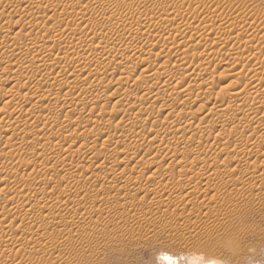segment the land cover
Listing matches in <instances>:
<instances>
[{"label":"bare ground","instance_id":"obj_1","mask_svg":"<svg viewBox=\"0 0 264 264\" xmlns=\"http://www.w3.org/2000/svg\"><path fill=\"white\" fill-rule=\"evenodd\" d=\"M149 1L80 0V6L88 3L80 15L92 22L89 30L45 25L33 35L27 34L33 19L57 14L53 0H0V50L8 53L0 59V103L10 104L0 109V177L2 191L8 189L11 195L0 194L3 214L30 206L27 219L36 223L64 208L74 229L92 224L93 214L84 212V206L132 203L133 193L160 207L172 200L187 205L206 195L195 188L186 194L154 191L151 187L158 188L162 179L131 175L127 166L147 172L163 163L166 170L176 166L184 172L190 168L184 155L199 152L204 157H193L202 165L197 179L208 182L222 177V164H217L222 154L249 161L264 153V28L245 25L247 10L235 15L214 8L213 0L164 7ZM6 10L10 18L25 20L24 25H9ZM155 16L162 21L150 23ZM40 38L46 46L39 44ZM216 54L223 59L213 63ZM217 74L224 81L211 94ZM109 99L114 109L105 117L100 112ZM195 114L200 116L197 123L192 121ZM153 115H161L165 123L145 134L141 122ZM111 125H116L115 132ZM241 128L255 137L238 142ZM213 131V142H203ZM25 138L32 145L23 147ZM96 138L103 140L100 149ZM82 141L91 142L84 148ZM74 151L88 165H65ZM18 174L23 181L11 185ZM55 179L69 180L64 198L51 186ZM143 181L150 186L144 187ZM246 183L253 188L254 177ZM86 186L95 187L97 194L77 199ZM0 233L13 235L5 225ZM191 263L197 264L193 259Z\"/></svg>","mask_w":264,"mask_h":264},{"label":"rangeland","instance_id":"obj_2","mask_svg":"<svg viewBox=\"0 0 264 264\" xmlns=\"http://www.w3.org/2000/svg\"><path fill=\"white\" fill-rule=\"evenodd\" d=\"M79 1L53 0L57 14L33 19V25L27 34L36 35L45 25L58 27L63 24L79 31L89 30L92 22H84L80 15L88 3L80 6ZM183 1L186 0H150L149 4L164 7ZM210 1L212 0L207 1L208 4ZM213 1L214 8L219 7L229 13L234 12L235 15L237 11H243L245 14L247 10L245 25L249 27L252 24L256 28H264V0ZM24 5L27 6L28 3ZM43 6L42 3L41 10ZM128 12L133 15L132 10ZM8 14V10L3 13L10 20L9 25L15 22L19 26L24 25L25 20L20 17L10 18ZM165 16L166 14L163 17ZM163 17L155 16L150 23L160 22ZM0 25H3V22L0 21ZM39 40L41 46H46L41 38ZM47 49L53 50L52 46H47ZM0 51V59H4L8 53ZM258 55L261 56L260 53ZM222 59V54H216L213 63ZM174 70L175 68H169V72ZM8 74L11 75L12 71ZM215 76L209 89L211 94H215L218 86L224 81L218 74ZM70 98L68 96L69 100ZM104 102L108 100L104 99ZM113 102L109 99V106H105L100 112L102 116L111 115ZM1 108L9 109L10 104L0 103ZM160 113L166 115L167 112L162 110ZM161 115L150 116L141 122L145 126V134L152 129L163 127L165 122ZM199 117L195 114L192 121L197 123ZM110 127L112 132L117 130L116 125ZM249 130L240 129L237 134L238 142L255 137ZM85 131L88 133L90 130L87 128ZM215 133L213 131L211 136L204 137L202 141L213 142ZM29 141L25 138L23 147L32 145ZM102 141L101 138L94 140L99 149ZM90 142L82 141L79 145L86 148ZM147 151L150 153L152 149ZM168 151H173V148ZM194 156L204 157L199 152L193 156L184 155L190 161V168L184 172H180L176 166L166 170L163 163L162 166L156 164L149 167L147 172L134 171L130 166H127V171L131 175L143 176L144 179H162V185L158 188L151 187L154 191L176 190L186 194L191 188H195L206 195L205 200L191 201L187 205L172 200V204L160 207L150 198H141L133 193L130 195L133 197L132 203L101 201L93 206H84V212L93 214V220L90 221L92 224L74 229L68 217L69 212L64 208L53 211L36 223L27 219L26 214L31 212L27 210L30 206L15 214H3L0 211V225L8 226L13 232L12 236L0 233V261L9 260L16 264H192L193 259L197 264H206L207 261H212V264H264V153L260 151L256 159L249 161L235 157L234 153L222 154L217 163L222 164L218 169L222 177L208 182H200L197 179L202 165L200 161L193 159ZM70 164L83 167L88 165V159L74 151L68 154L65 165ZM12 166L14 169L17 167L10 165ZM239 169L251 172L249 176L255 179L253 188H246L249 176L240 174ZM149 170L152 171L148 172ZM95 172L98 170L95 169ZM258 177L260 178L257 179ZM64 180L55 179L51 182L56 195L61 198H64L68 189L69 180ZM3 181V177H0V194H9L8 189L2 191ZM22 181V176L18 174L11 185ZM145 181L143 183L147 185L144 187L150 186ZM49 191L50 189L47 190ZM221 192H227L229 195L222 197ZM96 194L95 187L86 186L77 199L80 200L83 196L94 197ZM210 200L212 203L208 204ZM191 212H197V215L191 217Z\"/></svg>","mask_w":264,"mask_h":264}]
</instances>
